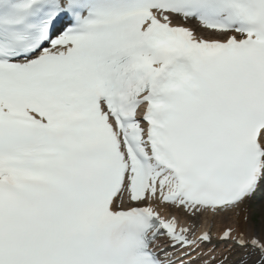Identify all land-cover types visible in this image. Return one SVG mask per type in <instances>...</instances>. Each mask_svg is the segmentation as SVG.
I'll list each match as a JSON object with an SVG mask.
<instances>
[{
    "label": "snow or ice",
    "instance_id": "6c2138e0",
    "mask_svg": "<svg viewBox=\"0 0 264 264\" xmlns=\"http://www.w3.org/2000/svg\"><path fill=\"white\" fill-rule=\"evenodd\" d=\"M257 203L264 0H0V264H264Z\"/></svg>",
    "mask_w": 264,
    "mask_h": 264
},
{
    "label": "rangeland",
    "instance_id": "374dc122",
    "mask_svg": "<svg viewBox=\"0 0 264 264\" xmlns=\"http://www.w3.org/2000/svg\"><path fill=\"white\" fill-rule=\"evenodd\" d=\"M250 227H252L257 233H259L261 224L264 222V208L260 205L250 207Z\"/></svg>",
    "mask_w": 264,
    "mask_h": 264
},
{
    "label": "bare ground",
    "instance_id": "6f19581e",
    "mask_svg": "<svg viewBox=\"0 0 264 264\" xmlns=\"http://www.w3.org/2000/svg\"><path fill=\"white\" fill-rule=\"evenodd\" d=\"M220 226L218 225V228ZM214 243H217V249L215 252V255L217 256V260L221 259L224 254L227 253L229 246L228 245H220L218 241L214 240ZM211 247L210 245H205V248ZM233 260L236 259V257L232 258ZM213 264H216L214 261ZM231 264V261L229 262Z\"/></svg>",
    "mask_w": 264,
    "mask_h": 264
}]
</instances>
